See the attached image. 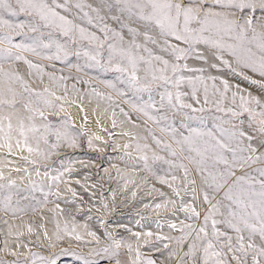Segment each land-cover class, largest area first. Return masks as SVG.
Instances as JSON below:
<instances>
[{"label": "rangeland", "instance_id": "obj_1", "mask_svg": "<svg viewBox=\"0 0 264 264\" xmlns=\"http://www.w3.org/2000/svg\"><path fill=\"white\" fill-rule=\"evenodd\" d=\"M10 2L13 9L0 11V18L23 27L0 26V69L17 74L22 81L10 83L17 93L16 106H3L0 116H31L40 132L29 134L32 152L23 140L19 147L15 145V134L11 150L0 140V185L4 186L0 187V264H85V260L90 264H147L148 260L154 264H181L191 238L178 243L179 238L190 231L187 225L199 228L208 214L204 192L214 196L212 203L223 197L222 191H211L205 177L223 171L224 165L213 164L210 151L206 154L207 164L199 165L197 152L177 141L195 130L203 135L196 138L193 147L203 151L216 140L229 143L233 132L243 131L252 140L244 139L239 146L231 141V146L246 147L251 143L264 152L260 147L264 133L240 107L241 96L249 101L255 97L259 104L250 102L247 107L257 114L264 111V76L237 63L230 52L223 51L221 55L211 46L200 44L196 52L203 59L195 53L190 55L181 62L188 67L178 73L185 79L178 87L168 85L175 107L167 98L161 106L164 87L152 83L149 89L135 88L129 83L131 65L118 53L109 61V44L128 48L133 41L142 46L135 51L145 58L143 48L147 47L154 56L171 59L160 49L158 31L140 19L135 9L129 11L124 0H45L50 6L65 4L55 10L86 33H94L99 41L81 38L78 31L65 35L34 13L21 11L16 0ZM78 3L80 8L76 7ZM237 15H254L259 21L264 10L257 6L255 13L243 10ZM146 32L157 44L145 38ZM9 33L11 43L3 40ZM57 45L62 49L59 53ZM29 46L36 51L27 50ZM6 50L14 55L9 57ZM15 54L25 60H16ZM25 61L38 67L30 68ZM117 64L129 71H119ZM146 67L143 62L137 65L141 84L145 83ZM189 77L193 81L202 78L196 82L194 94ZM224 82L228 85L226 92ZM8 86L0 74V88L6 90ZM177 91L183 93L180 102L175 100ZM3 98L13 99L9 93ZM86 104L98 109L110 119L109 123L101 122L98 129H91ZM69 105L82 109L80 124L73 123L66 110ZM230 109L237 115L233 116ZM38 112H43L44 118ZM43 125L50 131L44 133ZM57 132L62 133L59 140ZM224 154L231 160L230 153ZM262 166L264 163L257 161L236 172L256 175L255 169ZM190 207L199 216H193ZM215 218L220 220L221 216ZM218 227L235 243L234 232L226 225ZM208 230L211 232L210 224ZM244 235L247 242V233ZM117 241L118 249L114 243ZM255 243L261 245L259 237ZM105 248L109 251L105 252ZM61 249L69 252L62 253ZM184 264H190L187 258Z\"/></svg>", "mask_w": 264, "mask_h": 264}, {"label": "snow or ice", "instance_id": "obj_2", "mask_svg": "<svg viewBox=\"0 0 264 264\" xmlns=\"http://www.w3.org/2000/svg\"><path fill=\"white\" fill-rule=\"evenodd\" d=\"M124 2L129 11L135 9L140 19L149 22L158 31L160 49L162 52L170 54L171 59H165L160 55L154 56L152 50L147 47L143 48V51L147 53V58H145V56L135 51L142 46L133 41L128 48H117L115 45L109 44V61H112L113 54L118 53L121 60H126L131 65L129 83L135 88L149 89L152 83L164 87L165 92L161 94V106H163L165 98L172 104L173 93L167 91L168 85L178 87L185 79L183 76L178 77V73L183 68L188 67L186 63L181 62L186 61L194 53L200 59H203L196 52L197 46L200 44L211 46L221 55L223 51H228L236 57L237 63L243 64L244 67L251 68L264 76V17L256 21L254 15H237L238 12H243V10H251L252 13H255L257 6L264 10V0H259L258 5L257 0H211V3H208V0H124ZM16 3L21 11L34 13L40 21L58 28L65 35L78 31L81 38L99 41L94 33H86L84 28L75 25L72 20L55 10V7H65V4L50 6L45 0H16ZM76 7L80 8L81 5L78 3ZM12 9L13 5L10 0H0V11H11ZM0 26L5 28L23 27V25L14 26L2 18H0ZM32 31H36V28L32 27ZM115 35L119 36L118 33ZM145 38L152 44H157V41L147 32ZM120 39L122 40L123 37H120ZM3 40L11 43V34H5ZM43 46L49 47L50 45ZM15 47L19 48L21 46L16 45ZM57 49L58 53L62 50L59 45H57ZM27 50L35 52L36 48L29 46ZM6 51L9 57L14 55L11 50ZM64 54L67 55L66 52ZM14 58L25 60L23 56L18 54H15ZM57 58H59V55H57ZM91 59L96 60V56H92ZM25 62L29 64L30 68L38 67L33 65L31 61ZM140 62L147 65L144 76L145 83L143 84L140 83V77L136 74L137 65ZM156 64H159V67ZM116 67L121 72L129 71V69L123 68L119 64ZM169 72L173 75H168ZM0 74L9 82L6 90L0 88V108L9 106L14 109L17 93L10 86V83L18 80L22 81V78L15 73L4 72L2 69H0ZM197 81H202V78H197ZM197 81L188 78V82L193 86V94L195 93ZM224 88L226 92L228 90L227 82H224ZM25 91H29V89L25 87ZM6 93L11 94L13 99H4ZM182 95L183 93L177 91L175 100L180 102ZM235 97L236 93H233V101H235ZM205 101L207 102V87H205ZM240 102V107L248 112L253 121L259 125V131L264 133V111L257 114L247 107L250 102L259 104V100L253 97L249 101V99L241 96ZM172 106L175 107V104H172ZM185 106L190 107V105ZM24 107L28 108V105H24ZM140 110L144 111L143 108ZM29 111L34 110L29 109ZM38 114L41 118H44L43 112H38ZM145 115H147V112H145ZM232 115L236 116L237 113L232 111ZM257 115L261 118L257 119ZM13 116L16 119L15 125L13 124ZM152 119H155V117H152ZM32 120L31 116L23 117L18 113L0 116V140L5 142L9 150L13 147L14 134L16 137L15 145L19 147L21 140H23L25 146H28L30 133L40 132V128H37ZM42 127L44 133L50 131L47 125ZM61 135L60 132L56 133L58 140ZM202 135V133L194 130L193 134L184 136L182 141H177V143L188 144L192 150L196 151L200 157L199 165L207 164L208 156L206 154L209 151L212 153L213 164L222 163L224 165L223 171L205 177V183L211 191L213 193L222 191L223 197L221 200L212 203L214 196H210L207 191L204 192L203 199L209 205L208 214L204 216L203 224L199 228L187 225L186 227L190 231L179 238L178 243L191 238V242L187 245L188 251L184 254V257H181V264H184L185 258L188 259L190 264H232L233 261H235V264H248L250 253L251 264H262V261H264V166L255 169L256 175H251L248 172L237 175L236 169H245L257 161L264 163V152L253 148L251 143L246 147H232L231 141L239 146L244 139L252 140V137L243 131L233 132L229 143L216 140L215 144L205 147L202 151L199 147H193L197 144L196 138H200ZM125 147H128V145H125ZM260 147L264 148V143ZM137 148H139V145H137ZM28 151L32 152L33 149L28 146ZM225 152L231 154V160L225 156ZM175 154L173 152V155ZM143 159L147 160V157L145 156ZM180 167H183V165H180ZM204 170L201 169V171ZM185 173L187 174V169H185ZM53 180H59V177H53ZM9 183L14 182L10 181ZM0 187L4 186L0 185ZM176 194L179 195V192ZM5 206L7 207V205ZM222 208L224 209L223 212L221 211ZM190 211L193 216H199L195 208L190 207ZM217 215L221 216L220 220L215 218ZM209 224L211 232L208 230ZM221 224L226 225L229 230L235 233V243H233L231 235L220 231L218 225ZM193 232H195V235H193ZM245 233H247V242ZM69 234L71 235V233ZM89 235L95 236L94 233H89ZM256 237H259L261 241L260 246L255 243ZM57 239H60V237L58 236ZM77 239H80V237L77 236ZM114 243L115 248L118 249L120 243L118 241ZM130 247L131 245H129ZM60 251L62 253L69 252L68 249H61ZM104 251H109V248H105ZM229 253H232L230 258ZM174 254L172 253V255ZM136 259L137 261L140 259L138 251ZM52 264H55V261H52ZM85 264H90V262L85 260ZM133 264H136V262L134 261ZM147 264H154V262L148 260Z\"/></svg>", "mask_w": 264, "mask_h": 264}, {"label": "bare ground", "instance_id": "obj_3", "mask_svg": "<svg viewBox=\"0 0 264 264\" xmlns=\"http://www.w3.org/2000/svg\"><path fill=\"white\" fill-rule=\"evenodd\" d=\"M88 105V104H86ZM71 106L70 108L66 107L67 111L70 112V115L72 116L73 119V123L75 124H80L81 122V118H82V109L79 108V106ZM85 106V105H83ZM85 113H86V117H88L89 119V127L93 130H96V128L98 129L97 126H99V124L104 123V125H107L109 123V120L105 117V115H103L102 113H100V111L98 109H96L93 105H88L85 108ZM84 111V110H83ZM100 122V123H98ZM82 124V123H81ZM100 130V129H99ZM98 131V130H97Z\"/></svg>", "mask_w": 264, "mask_h": 264}]
</instances>
